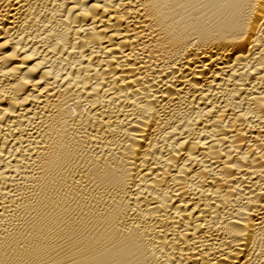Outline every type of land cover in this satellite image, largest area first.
<instances>
[{
    "label": "bare ground",
    "instance_id": "bare-ground-1",
    "mask_svg": "<svg viewBox=\"0 0 264 264\" xmlns=\"http://www.w3.org/2000/svg\"><path fill=\"white\" fill-rule=\"evenodd\" d=\"M0 264H264L261 0H0Z\"/></svg>",
    "mask_w": 264,
    "mask_h": 264
},
{
    "label": "snow or ice",
    "instance_id": "snow-or-ice-1",
    "mask_svg": "<svg viewBox=\"0 0 264 264\" xmlns=\"http://www.w3.org/2000/svg\"><path fill=\"white\" fill-rule=\"evenodd\" d=\"M261 7H264V0H261Z\"/></svg>",
    "mask_w": 264,
    "mask_h": 264
}]
</instances>
